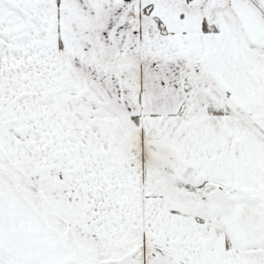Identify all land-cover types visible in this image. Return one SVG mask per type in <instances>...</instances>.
<instances>
[{
    "label": "snow or ice",
    "instance_id": "snow-or-ice-1",
    "mask_svg": "<svg viewBox=\"0 0 264 264\" xmlns=\"http://www.w3.org/2000/svg\"><path fill=\"white\" fill-rule=\"evenodd\" d=\"M0 264H264V0H0Z\"/></svg>",
    "mask_w": 264,
    "mask_h": 264
}]
</instances>
